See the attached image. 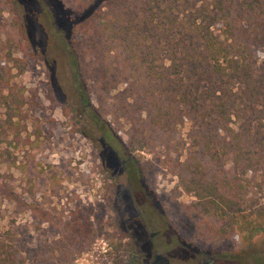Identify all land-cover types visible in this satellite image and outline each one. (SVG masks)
Here are the masks:
<instances>
[{
  "label": "trees",
  "instance_id": "16d2710c",
  "mask_svg": "<svg viewBox=\"0 0 264 264\" xmlns=\"http://www.w3.org/2000/svg\"><path fill=\"white\" fill-rule=\"evenodd\" d=\"M60 1L72 12L73 86L116 154L164 148L178 158L186 147L184 160L168 163L205 233L247 245L264 235V0ZM0 11L7 58L22 69L23 58L12 57L28 54L21 2L0 0ZM89 80L100 82L101 94ZM0 97H14L5 67ZM1 196L9 197L0 191V205ZM3 219L0 211V264H30L20 234ZM67 238L42 242L33 263L63 256ZM122 238L108 239L112 255ZM128 251L136 256L133 245Z\"/></svg>",
  "mask_w": 264,
  "mask_h": 264
},
{
  "label": "rangeland",
  "instance_id": "374dc122",
  "mask_svg": "<svg viewBox=\"0 0 264 264\" xmlns=\"http://www.w3.org/2000/svg\"><path fill=\"white\" fill-rule=\"evenodd\" d=\"M19 1L29 46L27 56L15 51L12 57L23 58L22 69L7 58V15L0 11V67L11 74L14 96L0 97V191L9 196H1L0 211L20 234L27 261L35 264L42 242L69 236L67 252L46 264L150 263L154 256L170 264H203L204 258L211 264H264V235L250 245L240 237H211L187 209L194 199L168 163L184 160L186 147L178 158L164 148L116 154L73 86L71 10L60 0H39L40 10L35 0ZM88 82L101 94L100 82ZM116 127L112 134L123 136ZM260 203L264 207V194ZM120 235L121 249L112 255L108 239L117 244Z\"/></svg>",
  "mask_w": 264,
  "mask_h": 264
},
{
  "label": "flooded vegetation",
  "instance_id": "af4514ba",
  "mask_svg": "<svg viewBox=\"0 0 264 264\" xmlns=\"http://www.w3.org/2000/svg\"><path fill=\"white\" fill-rule=\"evenodd\" d=\"M159 259V260H158ZM203 264H211L213 259L209 258L208 260H205V258L202 260ZM145 264H170L168 260L160 259L158 256H154V260L149 262H146L144 259Z\"/></svg>",
  "mask_w": 264,
  "mask_h": 264
}]
</instances>
